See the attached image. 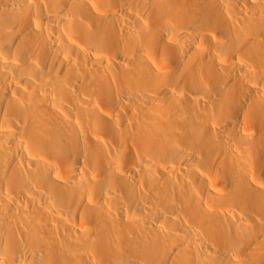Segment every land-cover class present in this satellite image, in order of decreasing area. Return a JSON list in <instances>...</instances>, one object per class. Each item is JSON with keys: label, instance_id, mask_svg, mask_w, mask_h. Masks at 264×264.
I'll return each mask as SVG.
<instances>
[{"label": "bare ground", "instance_id": "obj_1", "mask_svg": "<svg viewBox=\"0 0 264 264\" xmlns=\"http://www.w3.org/2000/svg\"><path fill=\"white\" fill-rule=\"evenodd\" d=\"M0 264H264V0H0Z\"/></svg>", "mask_w": 264, "mask_h": 264}]
</instances>
